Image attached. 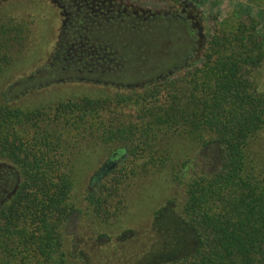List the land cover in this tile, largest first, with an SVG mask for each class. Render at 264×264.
Instances as JSON below:
<instances>
[{
  "label": "trees",
  "instance_id": "trees-1",
  "mask_svg": "<svg viewBox=\"0 0 264 264\" xmlns=\"http://www.w3.org/2000/svg\"><path fill=\"white\" fill-rule=\"evenodd\" d=\"M21 26L0 21V74L13 62ZM258 26L253 17L235 27L226 20L193 63L164 78L50 105L1 101L0 264H91L65 226L77 210L79 160L94 147L109 166L85 200L104 224L121 217L138 176L166 173L176 187L146 232L128 229L115 241L101 234L107 246L142 243L130 264H264V168L252 157L264 133ZM211 147L214 162L204 155Z\"/></svg>",
  "mask_w": 264,
  "mask_h": 264
},
{
  "label": "rangeland",
  "instance_id": "rangeland-1",
  "mask_svg": "<svg viewBox=\"0 0 264 264\" xmlns=\"http://www.w3.org/2000/svg\"><path fill=\"white\" fill-rule=\"evenodd\" d=\"M155 3L0 0V21L23 25V37L13 49V62L0 74V102L11 100L25 107L50 105L74 96L114 92L122 85H139L162 73L164 78L193 63L214 29L226 20L235 27L239 19L253 17L259 24L258 33L264 35V0ZM70 57L73 62L67 64L73 68L65 70L62 64ZM94 149L79 160L73 191L77 210L65 231L84 243L85 251L91 252L86 253L91 264H130L142 243L131 240L127 247H114L115 242L107 246V236L115 241L128 229L146 232L154 212L166 205L176 187L166 173L153 170L138 176L121 217L104 224L94 217L85 200L93 178L110 159L102 148ZM204 155L214 162L216 149L211 147ZM252 157L257 167L264 168V133L255 142ZM103 233L108 235L101 236ZM96 240L100 244L94 247Z\"/></svg>",
  "mask_w": 264,
  "mask_h": 264
},
{
  "label": "flooded vegetation",
  "instance_id": "flooded-vegetation-1",
  "mask_svg": "<svg viewBox=\"0 0 264 264\" xmlns=\"http://www.w3.org/2000/svg\"><path fill=\"white\" fill-rule=\"evenodd\" d=\"M175 15H178L179 17H183V14H180V13H176ZM184 19H186V17H184ZM194 25V22L192 21V26ZM165 75V73H162L161 75H157L156 76V78H161L162 76H164ZM161 76V77H160ZM154 78H152V79H150V80H153ZM144 82H142L141 84H143ZM109 164V162L106 164V166L105 167H107V166H109L108 165Z\"/></svg>",
  "mask_w": 264,
  "mask_h": 264
},
{
  "label": "water",
  "instance_id": "water-1",
  "mask_svg": "<svg viewBox=\"0 0 264 264\" xmlns=\"http://www.w3.org/2000/svg\"><path fill=\"white\" fill-rule=\"evenodd\" d=\"M105 166H106V165H105ZM105 166H104V167H105ZM104 167L102 168V170L104 169Z\"/></svg>",
  "mask_w": 264,
  "mask_h": 264
}]
</instances>
